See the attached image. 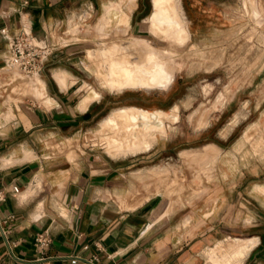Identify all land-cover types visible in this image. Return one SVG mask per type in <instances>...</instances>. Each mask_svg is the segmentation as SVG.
Segmentation results:
<instances>
[{"label":"rangeland","instance_id":"1","mask_svg":"<svg viewBox=\"0 0 264 264\" xmlns=\"http://www.w3.org/2000/svg\"><path fill=\"white\" fill-rule=\"evenodd\" d=\"M120 1L106 0L102 6L84 7L60 28L50 31L48 42L54 50L50 49L40 74L47 76L48 70L58 67L71 72L75 79L69 89L74 94L73 104L83 100L89 90L100 93V102L89 104L84 121L56 141L59 150L105 154L107 141L117 134L112 127L101 125L114 112L129 107L150 113L175 111L176 118L164 122V132L154 133L146 140L149 147L136 152L143 153L124 158L128 197L143 199L157 193L175 203L183 199L182 203L189 205L194 199L218 197L220 215L224 212L222 203L230 204L226 216L237 228L264 227L261 1L178 0L189 33L182 47L149 32L152 0ZM109 9H113L114 18L101 22ZM124 17L129 19L125 21ZM144 39L157 49L174 52L177 59L172 83L166 89L110 92L98 78L101 58L105 60L103 52L107 49L113 53L110 58L117 61L124 44ZM53 52L58 53L53 57ZM83 82L92 88L85 89L84 84L85 90L77 91ZM27 83L42 99L44 91L38 79ZM21 98L23 105L38 104L30 94ZM47 141L48 146L53 144ZM239 249L240 244L226 239L208 246L203 256L207 264H239L243 257Z\"/></svg>","mask_w":264,"mask_h":264},{"label":"crops","instance_id":"2","mask_svg":"<svg viewBox=\"0 0 264 264\" xmlns=\"http://www.w3.org/2000/svg\"><path fill=\"white\" fill-rule=\"evenodd\" d=\"M104 1L0 0V264H207L204 250L226 239L255 240L239 264H264V227L237 228L226 216L230 204L222 203L220 215L218 197L191 199L190 205L157 193L128 197L124 158L143 152L116 158L90 150L61 152L56 141L89 110H77L81 101L73 104L71 72L58 67L39 74L41 99L22 74L6 67L12 38L29 32L52 52V28ZM83 84L77 91L85 90ZM26 94L38 104L23 105ZM40 232L49 243L39 250L33 238ZM241 234L247 236H236Z\"/></svg>","mask_w":264,"mask_h":264},{"label":"bare ground","instance_id":"3","mask_svg":"<svg viewBox=\"0 0 264 264\" xmlns=\"http://www.w3.org/2000/svg\"><path fill=\"white\" fill-rule=\"evenodd\" d=\"M152 7V14L148 18L149 32L155 37L161 38L160 40L163 39L167 43L182 47L189 38V33L180 2L178 0H152ZM112 11L113 9H109L100 21L110 22L114 18ZM116 12L118 14V11ZM123 19L127 21L129 17ZM120 24L122 25V23ZM149 42L144 39L122 44L123 53L117 61L110 58L109 54L113 53L105 49L103 52L105 60L102 61L101 58L98 67V78L102 85L111 91L168 88L173 81L176 70L175 59L177 58L174 52L157 49L150 44L152 42ZM108 55L109 58H107ZM29 79L39 78L37 74H33L26 78V80ZM40 84L42 85V83ZM98 98L95 91H87L77 106V110L79 112L86 111L89 104L97 101ZM175 118V111H171L170 114L157 111L150 113L137 108H126L114 112L101 125V128L105 129L112 127L117 134L116 138L107 141L106 154L116 158L145 150L149 147L146 140L154 133H163L164 122ZM236 243L240 244L239 251L242 253L241 256L243 255L242 260L248 251V245H254L256 241L250 240L244 243L236 241Z\"/></svg>","mask_w":264,"mask_h":264},{"label":"built area","instance_id":"4","mask_svg":"<svg viewBox=\"0 0 264 264\" xmlns=\"http://www.w3.org/2000/svg\"><path fill=\"white\" fill-rule=\"evenodd\" d=\"M49 53L50 49L39 45L31 33L22 32L8 42L5 65L9 69H16L25 78L39 75ZM14 191L17 192L16 189ZM0 231L4 236V232ZM33 243L40 250L48 245L49 238L42 232L36 233Z\"/></svg>","mask_w":264,"mask_h":264}]
</instances>
